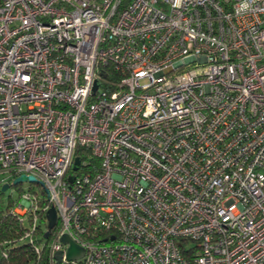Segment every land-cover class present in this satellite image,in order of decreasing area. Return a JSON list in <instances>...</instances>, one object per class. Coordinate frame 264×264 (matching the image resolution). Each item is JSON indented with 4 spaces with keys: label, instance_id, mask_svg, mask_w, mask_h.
Instances as JSON below:
<instances>
[{
    "label": "built area",
    "instance_id": "built-area-1",
    "mask_svg": "<svg viewBox=\"0 0 264 264\" xmlns=\"http://www.w3.org/2000/svg\"><path fill=\"white\" fill-rule=\"evenodd\" d=\"M0 173L30 264H264V0H0Z\"/></svg>",
    "mask_w": 264,
    "mask_h": 264
},
{
    "label": "trees",
    "instance_id": "trees-1",
    "mask_svg": "<svg viewBox=\"0 0 264 264\" xmlns=\"http://www.w3.org/2000/svg\"><path fill=\"white\" fill-rule=\"evenodd\" d=\"M79 151L77 150V154L81 157ZM15 200L16 198L12 199L9 195L6 202L0 201V249L6 252L0 258V264H30L36 259L31 246L24 240L17 239L25 225L10 212Z\"/></svg>",
    "mask_w": 264,
    "mask_h": 264
},
{
    "label": "water",
    "instance_id": "water-1",
    "mask_svg": "<svg viewBox=\"0 0 264 264\" xmlns=\"http://www.w3.org/2000/svg\"><path fill=\"white\" fill-rule=\"evenodd\" d=\"M96 88V84L93 85V89ZM79 163V159L78 157L74 158V165H77ZM73 169H76V166L73 167ZM72 177L69 176L68 180H71ZM22 180H26V181H34V177L31 175H24L21 174L15 178L12 179L11 183L12 184H16ZM8 186V183H3L2 186L0 187V190L3 192L6 187ZM46 220H47V230L44 232V238H46L49 235L50 229L53 228L56 224V212L53 206H50L47 211H46ZM61 241L63 242H68L69 246L67 249V258L71 259L76 257L77 255H80V253L82 252L81 247H79L76 243H74L67 234H62L60 237ZM61 257V253L60 252H56L55 253V258L57 259V262H59Z\"/></svg>",
    "mask_w": 264,
    "mask_h": 264
},
{
    "label": "rangeland",
    "instance_id": "rangeland-1",
    "mask_svg": "<svg viewBox=\"0 0 264 264\" xmlns=\"http://www.w3.org/2000/svg\"><path fill=\"white\" fill-rule=\"evenodd\" d=\"M0 180H1L0 185L6 181V173H0ZM30 186H33V188H37L36 184H34V183L30 184V182L26 181V180H22L16 184H12L10 182V184L6 187V189L3 192L0 190L2 192V196L0 197V201L6 202L8 200V196L10 195V198H12V199L16 198V200L13 202V204H15L17 202L18 194H20L21 189L26 190ZM21 235L18 236V238H17L18 240L20 239Z\"/></svg>",
    "mask_w": 264,
    "mask_h": 264
}]
</instances>
